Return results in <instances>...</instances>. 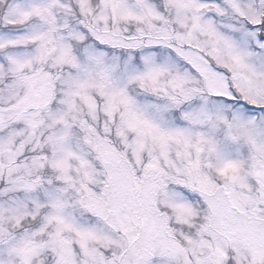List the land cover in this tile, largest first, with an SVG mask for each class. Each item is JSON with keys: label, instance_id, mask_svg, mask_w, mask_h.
<instances>
[{"label": "rangeland", "instance_id": "rangeland-1", "mask_svg": "<svg viewBox=\"0 0 264 264\" xmlns=\"http://www.w3.org/2000/svg\"><path fill=\"white\" fill-rule=\"evenodd\" d=\"M78 2L100 43L149 51L78 52L69 1L0 0V264H264V0H165L177 26Z\"/></svg>", "mask_w": 264, "mask_h": 264}, {"label": "trees", "instance_id": "trees-1", "mask_svg": "<svg viewBox=\"0 0 264 264\" xmlns=\"http://www.w3.org/2000/svg\"><path fill=\"white\" fill-rule=\"evenodd\" d=\"M65 1V0H64ZM70 2V4L72 5V9L76 15V18L70 17L69 21L70 24H74L77 23L78 25L76 26L77 31H79L82 34V39L80 40H73V48L76 49L78 52L80 51V49L83 46L86 45H93L95 47H102L104 48V50L107 51V53L109 55H113L115 52L116 54H120L121 57H127L129 54H132V59H133V64L134 65H140L141 62L143 61L142 56L140 55V53H142L143 49H146L147 47L143 48L141 51H137L136 48H134V51H132L131 48H128L126 46H121L119 49H115V47H107L105 43H100L99 39H97L96 37H94V35L92 34L93 32L91 31V27L93 25V20H92V16H85L81 13L80 11V5L78 0H67ZM152 3H154L156 5V7L159 10L164 11L165 15L164 17H167L170 20V25L173 26L175 24L172 23L173 21V12H175V10L170 11V5H166L165 0H150ZM8 2V1H7ZM92 5L95 7V4L97 3V0H91ZM5 4V3H4ZM3 4V7H5V5ZM174 8V7H173ZM175 9V8H174ZM4 11V9L0 6V12ZM2 15L0 13V20ZM263 18H264V14H263ZM161 21V20H160ZM130 23H125V24H129L128 27L130 30H133L135 27L138 26V22H136L135 20H129ZM111 23V20L108 21V24ZM159 23V22H158ZM96 24V23H95ZM177 26V24L175 25ZM155 33V32H154ZM125 35L127 36L128 34L125 33ZM262 35V34H261ZM263 39H264V35ZM76 44V45H75ZM137 51V52H136ZM149 50L146 49L143 51L144 52H148ZM153 52V54L156 53V49L153 48V50L151 51ZM142 53V54H143ZM194 71V70H193ZM242 100H240L237 104H241ZM237 104H233L234 106H237ZM239 107V106H237ZM246 108L243 110V113L245 112L246 114L252 112L250 110V108L248 106H245ZM98 120H101L100 118H97ZM115 131V129L113 130ZM130 137H128L129 140ZM242 151V148H241ZM144 160L142 162V164L145 162V157L147 155V152H144ZM125 154L127 156H129L131 159V154H130V149L126 150ZM130 159V161H131ZM133 167L135 168V165H133ZM137 167V166H136ZM217 175V174H216ZM221 177V176H220ZM222 180V179H221ZM217 181L219 183L222 184V182L217 178ZM195 201H196V208L197 211H195L193 217L191 216L190 218H188L185 222L182 223H174V225L177 226V237L183 242V236L187 235L189 237H197L200 234V231L202 230V224L205 221V217H204V212L202 210H199L200 207V202H198V200L200 201V197L197 196V194L194 196ZM198 199V200H197ZM48 206V205H47ZM46 210V208H45ZM40 222V220H38V218H35V221H32L31 224H38ZM26 223L25 221L22 222V227H25ZM197 239V238H194ZM110 251H107V254L109 255ZM170 264H175V263H170Z\"/></svg>", "mask_w": 264, "mask_h": 264}]
</instances>
